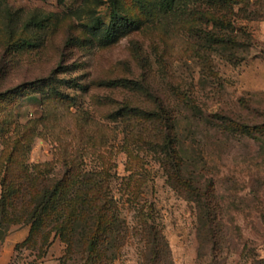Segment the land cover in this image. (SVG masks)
Masks as SVG:
<instances>
[{
  "label": "rangeland",
  "instance_id": "1",
  "mask_svg": "<svg viewBox=\"0 0 264 264\" xmlns=\"http://www.w3.org/2000/svg\"><path fill=\"white\" fill-rule=\"evenodd\" d=\"M162 1L0 0V252L67 163L107 174L129 227L107 264H146L133 230L145 217L172 264H264V0ZM114 3L137 24L107 40ZM164 107L221 202L215 254L200 253L188 188L168 180ZM38 231L35 253L15 249L10 264H84Z\"/></svg>",
  "mask_w": 264,
  "mask_h": 264
},
{
  "label": "trees",
  "instance_id": "2",
  "mask_svg": "<svg viewBox=\"0 0 264 264\" xmlns=\"http://www.w3.org/2000/svg\"><path fill=\"white\" fill-rule=\"evenodd\" d=\"M171 3L172 0H164L160 4L165 9H171ZM218 3L223 4L226 1L218 0ZM136 24L133 18L123 14L114 3L111 21L104 32V38L111 40L118 29H128ZM214 24L216 28H223V24L217 20ZM230 27L229 25L228 28ZM240 29L241 27L232 26L233 32ZM237 38L235 34L227 41L236 46L239 44ZM157 117L166 127L162 153L165 154L168 180H172V183L176 180L179 185L188 188L186 199L194 202L198 209L197 233L200 253L201 250L203 252L206 249L207 254H215L218 250L217 238L222 225L219 224L218 213L222 207L215 192L213 179L203 175V167L199 171L191 168L195 165V160L185 157L180 151L173 136L176 128L172 112L165 109V112L156 115V120ZM237 125L244 127V124ZM67 165L65 163L63 166V174L56 177L51 186L39 194L34 207L30 210V220L27 222L30 226L29 235L23 242L18 243L15 249L27 248L35 253L33 252L34 244L36 245L35 234L43 228L46 231L40 237L42 242L45 243L51 235L54 237L50 243L59 238L72 251L81 253L84 264L112 262L122 246L120 239L124 240L125 236L127 237L129 227H126V223L120 218L117 210L118 200L111 194L107 174L82 171L73 174L75 165ZM130 182L131 177L126 181L128 187ZM18 195L14 193L13 200L17 199ZM6 197L2 194L0 200L1 218L6 214L4 206ZM133 230L140 236L143 244L141 253L143 262L172 264L169 259L168 242L162 230L153 221L145 217L137 227H133ZM43 244L38 245L37 257H41L46 251L43 253L41 250Z\"/></svg>",
  "mask_w": 264,
  "mask_h": 264
},
{
  "label": "crops",
  "instance_id": "3",
  "mask_svg": "<svg viewBox=\"0 0 264 264\" xmlns=\"http://www.w3.org/2000/svg\"><path fill=\"white\" fill-rule=\"evenodd\" d=\"M30 226H18L10 235H8L2 245L0 252V264H10L18 243L23 242L29 235Z\"/></svg>",
  "mask_w": 264,
  "mask_h": 264
}]
</instances>
